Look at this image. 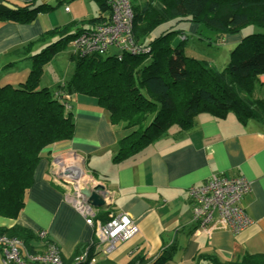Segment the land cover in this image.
<instances>
[{
	"label": "trees",
	"instance_id": "1",
	"mask_svg": "<svg viewBox=\"0 0 264 264\" xmlns=\"http://www.w3.org/2000/svg\"><path fill=\"white\" fill-rule=\"evenodd\" d=\"M24 1L0 2V20L29 23L42 9H51L48 4L36 5L37 0ZM100 6L101 15L86 20L87 27L85 22L80 26L71 22L45 32L39 40H56L30 56L32 68L27 79L16 86H0L1 216L19 217L44 149L74 136L71 106L75 94L94 98L108 111L111 122L126 132L118 141L114 156L117 161L143 150L174 124L191 127L201 113L223 117L233 111L243 121L264 115V94L260 92L264 87L260 79L264 74V0H149L141 9L132 4L133 35L143 51H74L70 78L57 90L41 87L45 65L67 43L72 44L84 31L111 19L109 0H100ZM170 19L197 23L200 30L208 28L221 38L239 34L249 25L260 31L243 36L231 51L229 63L220 69L187 55L181 44H173L174 36L182 30L168 28L150 38L160 24ZM106 210L103 208L98 216L103 221L109 220L110 210ZM1 235L21 239L32 252H42L44 249L37 247L46 248L47 241L55 242L49 237L39 239L20 224L1 226ZM96 246V240L85 246L90 250L89 258L79 264H90L94 255L97 259ZM170 249H164L149 264H163L172 257ZM211 257L213 264H264V254H246L226 262ZM136 262L145 264V257L136 255L126 264Z\"/></svg>",
	"mask_w": 264,
	"mask_h": 264
},
{
	"label": "crops",
	"instance_id": "2",
	"mask_svg": "<svg viewBox=\"0 0 264 264\" xmlns=\"http://www.w3.org/2000/svg\"><path fill=\"white\" fill-rule=\"evenodd\" d=\"M9 1L25 4L24 0ZM96 1L97 4L92 0H37L36 5L48 4L51 9H42L33 22L0 20V86H16L27 79L32 68L30 56L56 40H39L45 32L71 22L79 26L85 22L87 27L86 20L100 16V0ZM147 1L131 0L140 9ZM182 22L186 27L180 29L184 40L189 37L187 29L193 34L200 32L199 24ZM163 24H170L166 29L174 28L168 21L159 26ZM242 38L241 33L227 34V41L236 45ZM32 41L35 43L26 48ZM49 74L47 63L41 84L43 81L52 90L70 78L61 79L56 86ZM260 79L264 82V74ZM260 92L264 94V87ZM71 110L74 136L44 149L25 207L15 219L0 215V227L20 224L36 235L46 230L60 246L66 264L73 263L76 253L90 252L85 246L96 240L93 229L67 201L66 188L52 171L57 158L61 160V171L66 173L71 162L67 159L64 163L66 156L60 154H67L68 158L80 156L87 171L98 180L96 183H102L113 194L111 214H128L139 226V234L116 241L110 254L96 247L97 262L126 264L136 255L153 262L166 248H171L172 257L163 264H213L211 256L226 262L246 254H264V115L243 121L233 111L223 117L201 113L191 127L174 124L143 150L117 161L114 156L118 141L126 132L111 122L108 111L84 94L73 96ZM214 174L243 176L251 182V191L243 197L242 205L252 223L238 233L228 229H216L210 234L195 231L191 221L193 202L187 189Z\"/></svg>",
	"mask_w": 264,
	"mask_h": 264
},
{
	"label": "built area",
	"instance_id": "3",
	"mask_svg": "<svg viewBox=\"0 0 264 264\" xmlns=\"http://www.w3.org/2000/svg\"><path fill=\"white\" fill-rule=\"evenodd\" d=\"M109 4L113 11L111 19L77 36L73 43L76 51L105 52L111 46L117 47L119 51L131 53L143 51L144 48L135 42L133 35L134 14L131 1L109 0ZM66 10L69 8L66 7ZM119 57H122V53H119ZM84 186L72 197L66 194V199L92 227L97 250L113 252L116 241L130 240L139 234L138 224L128 214L109 213L108 221L99 219L96 215L112 204L113 194L107 191V205L98 207L81 192ZM250 191L251 182L245 177L225 174H214L204 183L190 186L187 192L193 202L191 221L195 231H206L210 234L216 229H228L238 233L247 228L252 219L242 205V199ZM37 235L43 240L49 237L46 230L38 231ZM0 252L3 264H65L60 246L53 241H47L44 251L32 252L21 239L1 235ZM88 258L89 253L85 250L74 258L72 264L87 262ZM96 261V256L91 257L90 264Z\"/></svg>",
	"mask_w": 264,
	"mask_h": 264
},
{
	"label": "rangeland",
	"instance_id": "4",
	"mask_svg": "<svg viewBox=\"0 0 264 264\" xmlns=\"http://www.w3.org/2000/svg\"><path fill=\"white\" fill-rule=\"evenodd\" d=\"M92 3L97 4L96 0H92ZM111 11H112V7H111ZM113 11L111 13V17H112ZM133 14H134V10H133ZM134 21V18H133ZM168 23L173 24L175 30H180L181 28L184 29L185 27V22L182 21H177V23H175L174 19H170L168 21ZM180 23H182L183 25H179ZM170 24H163L161 26H159V28H157V30L151 35V38L155 35H158L161 31H164L167 27H169ZM181 31V30H180ZM185 31V30H184ZM188 31V39L184 40L185 36H182L179 33H177L174 38H173V44H181L185 50L186 54L189 55H193L195 56L194 58L203 62L204 64L207 65H212L215 66L217 68H223L225 67L229 61H230V54L231 51L236 47V44L234 41H227V35H224L223 38H221L219 35H217V33H215L214 31L208 29V28H202V30H200V32L197 34H193L191 33L188 29L186 30V32ZM260 31L257 27L249 25V26H245L242 30H241V34L242 36H245L246 34L249 33H253V32H257ZM86 32V31H84ZM83 32V33H84ZM76 37L71 41L72 44L69 42L65 45V47L60 50L54 57L53 59L49 62L50 63V73H51V78L53 80V85H58V83H60L59 81L61 79H66L68 77L71 76L72 71L74 69V64L71 62V55L74 51H76V49L74 48L73 43H75ZM109 49L114 50V51H119V49L115 46H111ZM94 53H104V52H94ZM26 80V79H25ZM24 80V81H25ZM62 83V82H61ZM48 85L46 83H44L42 81L41 87ZM61 142V141H59ZM59 142H55L59 143ZM61 156H68L67 154H60ZM60 157V156H58ZM65 157V158H66ZM68 159V157H67ZM70 159V158H69ZM73 158H71L70 160H72ZM69 160V161H70ZM60 159L58 161L57 158H55L53 160V164H52V171L53 174L55 176V178H57V180L61 181V185L65 186L66 188V194H70L71 197L74 195L75 192H77V190L85 185V183L83 181L80 182V178H78L76 175L73 174V176L71 177L70 173L66 171V173L62 172V168L60 166ZM86 173L90 176H92L86 169L85 165H83ZM93 185L98 184L99 182L96 183V181H98L97 179H95L93 176ZM107 191H109L107 189ZM110 192V191H109ZM106 210V208L104 209ZM107 210L109 211V213L112 212L111 210V206H109L107 208ZM106 210V211H107ZM101 213L99 212L96 216H100ZM111 253V252H110ZM108 253V254H110ZM105 254L106 251H105ZM152 261H147L145 264H149ZM135 264H141V262H136ZM201 264H211L210 262H202Z\"/></svg>",
	"mask_w": 264,
	"mask_h": 264
},
{
	"label": "water",
	"instance_id": "5",
	"mask_svg": "<svg viewBox=\"0 0 264 264\" xmlns=\"http://www.w3.org/2000/svg\"><path fill=\"white\" fill-rule=\"evenodd\" d=\"M81 192L92 202V204L98 207L107 205L105 202L107 188L102 183L95 185L87 184L81 189Z\"/></svg>",
	"mask_w": 264,
	"mask_h": 264
},
{
	"label": "bare ground",
	"instance_id": "6",
	"mask_svg": "<svg viewBox=\"0 0 264 264\" xmlns=\"http://www.w3.org/2000/svg\"><path fill=\"white\" fill-rule=\"evenodd\" d=\"M66 160H67V157L63 159V162L66 163ZM70 162H71V165L69 166V168H67V172L70 173L71 177L73 176V174L74 175L76 174L77 177L80 178V182L83 181L85 184L93 183V178L92 176L86 173V170L83 166L82 158L80 156H76L75 158L70 160Z\"/></svg>",
	"mask_w": 264,
	"mask_h": 264
}]
</instances>
